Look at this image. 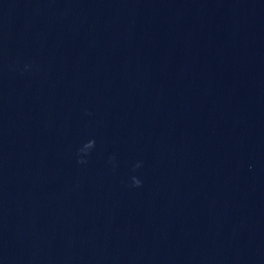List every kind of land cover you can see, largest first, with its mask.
<instances>
[{"label": "water", "instance_id": "obj_1", "mask_svg": "<svg viewBox=\"0 0 264 264\" xmlns=\"http://www.w3.org/2000/svg\"><path fill=\"white\" fill-rule=\"evenodd\" d=\"M0 264H264V0H0Z\"/></svg>", "mask_w": 264, "mask_h": 264}, {"label": "clouds", "instance_id": "obj_2", "mask_svg": "<svg viewBox=\"0 0 264 264\" xmlns=\"http://www.w3.org/2000/svg\"><path fill=\"white\" fill-rule=\"evenodd\" d=\"M96 147V142H95V140H91V141H89L87 144H85L84 145V148H83V152H84V154H89L90 153V151L92 150V149H94ZM87 161H85V160H79L78 161V163H81V164H84V163H86ZM141 167V165L140 164H137L136 165V168H140ZM132 181H133V186L134 187H137V188H139V187H142V181L139 179V178H137V177H133L132 178Z\"/></svg>", "mask_w": 264, "mask_h": 264}]
</instances>
